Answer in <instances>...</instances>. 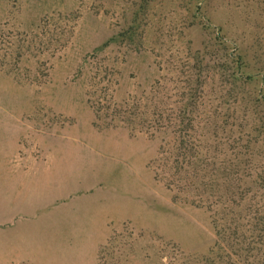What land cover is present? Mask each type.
Returning <instances> with one entry per match:
<instances>
[{
	"label": "rangeland",
	"instance_id": "rangeland-1",
	"mask_svg": "<svg viewBox=\"0 0 264 264\" xmlns=\"http://www.w3.org/2000/svg\"><path fill=\"white\" fill-rule=\"evenodd\" d=\"M135 2L0 0V264H244L222 243L225 255L211 253L218 239L185 195V176L174 175L177 157L158 153L171 141L148 122L151 113L174 119L187 50L210 35L180 33L189 15L165 0L149 12L142 46L102 49L129 25ZM208 48L218 64L219 47ZM204 79L197 114L217 122L236 177L260 179L264 143L251 158L233 143L259 108L245 111L235 92L225 97ZM225 100L231 118L220 126Z\"/></svg>",
	"mask_w": 264,
	"mask_h": 264
},
{
	"label": "trees",
	"instance_id": "trees-1",
	"mask_svg": "<svg viewBox=\"0 0 264 264\" xmlns=\"http://www.w3.org/2000/svg\"><path fill=\"white\" fill-rule=\"evenodd\" d=\"M164 1L136 0L129 25L103 44L102 49L110 43L136 48L142 46V32L148 25L149 12L156 3ZM176 1L184 6L189 15L182 21L179 32L199 26L210 35V42L203 49L187 50V84L184 83L182 89H174L177 92L174 119L166 117L165 122L159 123L154 113L148 117L152 126L161 124L162 128L158 132L161 142L171 141V147L160 146L158 153H164L168 158L177 157L171 169L179 181L185 176V187H182L187 192L185 195L192 205L204 210L208 226L218 239L219 243L214 244L216 250L211 253L218 257L225 255L222 243L244 264H264V208L255 201L256 198L259 201L264 198V175L251 183L236 177L239 165L233 159L232 152L220 145L217 122L202 119L197 114L196 105V92L205 83V77L217 84L225 97L235 92L238 97L233 99H239V106L245 111L253 110L256 114L255 110H260V116L256 117L257 123L253 120L248 130H237L235 133L241 134L233 140V143L240 144L239 154L251 158L253 147L264 143V0ZM219 15L225 19L223 23ZM210 46L219 47L221 52L218 55L220 62L216 65L211 63L215 60V50H210ZM223 79H226V87L220 82ZM209 94H215L213 89ZM222 95L218 96L220 100H224ZM228 104L226 100L222 104V114L226 116L220 117V126L231 118L227 113ZM115 113L120 114L118 110ZM197 129L201 133L196 132ZM166 156L162 155V158ZM252 250L257 251L259 256L250 260L248 256H253Z\"/></svg>",
	"mask_w": 264,
	"mask_h": 264
}]
</instances>
